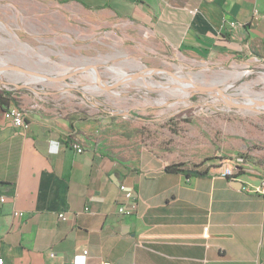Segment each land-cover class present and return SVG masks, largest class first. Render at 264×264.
Returning a JSON list of instances; mask_svg holds the SVG:
<instances>
[{
  "label": "crops",
  "instance_id": "obj_1",
  "mask_svg": "<svg viewBox=\"0 0 264 264\" xmlns=\"http://www.w3.org/2000/svg\"><path fill=\"white\" fill-rule=\"evenodd\" d=\"M64 1L100 15V51L106 27L127 26L140 59L264 63V0ZM14 106L0 107L5 264H264V165L255 153L235 179L168 174L157 163L142 170L103 150L100 118L44 108L17 128ZM121 185L138 192L134 214L118 211Z\"/></svg>",
  "mask_w": 264,
  "mask_h": 264
},
{
  "label": "rangeland",
  "instance_id": "obj_2",
  "mask_svg": "<svg viewBox=\"0 0 264 264\" xmlns=\"http://www.w3.org/2000/svg\"><path fill=\"white\" fill-rule=\"evenodd\" d=\"M104 34L100 51V15L64 0H0V77L16 84L0 82V92L26 116L50 108L100 118L103 150L142 170L183 164L218 173L241 158L252 167L253 153L264 165V113L229 107L217 91L197 88L221 90L235 103L264 102V63L191 68L161 55L140 59L127 26ZM219 172L230 178L241 168Z\"/></svg>",
  "mask_w": 264,
  "mask_h": 264
},
{
  "label": "built area",
  "instance_id": "obj_3",
  "mask_svg": "<svg viewBox=\"0 0 264 264\" xmlns=\"http://www.w3.org/2000/svg\"><path fill=\"white\" fill-rule=\"evenodd\" d=\"M8 113L10 114L12 118V123L15 127L17 128L27 127L26 115L20 108L16 106L11 107L8 110ZM72 147L78 153H83V149L77 144L73 143ZM223 168H241V175L247 173L249 170L252 169L251 167L248 166V162L244 158L238 159L236 161H231V162L229 161L227 163H224L219 169H223ZM219 169H218V174H219ZM237 177L238 176L231 178L235 179ZM121 191L123 193V200L122 202H120L118 206L119 213L123 215L134 214L139 207V200H140L137 190L135 189L134 186L121 185ZM6 200H7L6 196L0 195V211L5 205ZM14 216L22 217L23 213L16 211L14 212ZM59 218L66 220L65 213H60ZM205 232H208V228L205 229ZM2 233H3V226L0 221V264H5V260L2 256V242H3ZM104 264H108V263H104Z\"/></svg>",
  "mask_w": 264,
  "mask_h": 264
},
{
  "label": "water",
  "instance_id": "obj_4",
  "mask_svg": "<svg viewBox=\"0 0 264 264\" xmlns=\"http://www.w3.org/2000/svg\"><path fill=\"white\" fill-rule=\"evenodd\" d=\"M95 71V70H94ZM35 74V73H33ZM0 82L3 84V85H15L14 83H10V82H7V81H4L2 80V78L0 77ZM26 87H29L27 84L24 85ZM30 88V87H29ZM197 88L199 90H207V91H217V89L215 88H211V87H202V86H197ZM32 90H34V88H31ZM219 96H221L223 99L226 100V103L229 107H235V108H240V109H245V110H251V111H255V112H260V113H264V109H262V107H264V102H250L248 104H240V103H235V102H232V101H228V98L222 94V93H219ZM232 184L236 187H241L242 186V183L238 182V181H233Z\"/></svg>",
  "mask_w": 264,
  "mask_h": 264
},
{
  "label": "trees",
  "instance_id": "obj_5",
  "mask_svg": "<svg viewBox=\"0 0 264 264\" xmlns=\"http://www.w3.org/2000/svg\"><path fill=\"white\" fill-rule=\"evenodd\" d=\"M11 100L6 97V94L0 92V107L2 109L9 108L11 105ZM165 172L168 174H183L186 176H205L208 173V170H200L199 167H196L192 170L186 169L183 164L169 165L165 168Z\"/></svg>",
  "mask_w": 264,
  "mask_h": 264
},
{
  "label": "bare ground",
  "instance_id": "obj_6",
  "mask_svg": "<svg viewBox=\"0 0 264 264\" xmlns=\"http://www.w3.org/2000/svg\"><path fill=\"white\" fill-rule=\"evenodd\" d=\"M5 67H7V66H5ZM10 67V66H9ZM8 69H10V68H4V70L3 71H6V70H8ZM97 72V71H96ZM155 71H152V73L150 72V73H147V74H145L144 75V78H147V76H149V75H152L153 73H154ZM2 73V72H1ZM96 75H97V73H96ZM154 75V74H153ZM125 76V75H124ZM129 77V76H128ZM125 78V77H124ZM123 78V79H124ZM127 78V77H126ZM125 78V79H126ZM45 79H47L46 77H42V76H33V79L31 80V82H40V81H43V80H45ZM129 79H133V78H131V77H129ZM127 81V80H126ZM130 81V80H129ZM187 82V81H186ZM28 85V84H27ZM104 86V85H103ZM183 87V86H182ZM189 89L190 90H195L196 91V88L194 87V85H189ZM181 89V88H180ZM183 90V89H182ZM181 90V91H182ZM188 91V90H187ZM185 92H186V90H185ZM189 93H190V91H188ZM218 92L219 93H222L223 94V92L221 91V90H218ZM187 97H188V95H186ZM228 101H231L230 99H228ZM233 102V101H232ZM262 102V101H261Z\"/></svg>",
  "mask_w": 264,
  "mask_h": 264
}]
</instances>
